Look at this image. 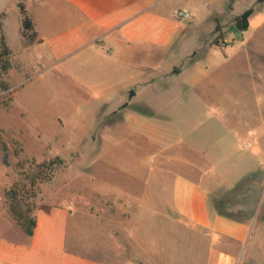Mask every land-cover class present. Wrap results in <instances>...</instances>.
<instances>
[{"label": "rangeland", "instance_id": "rangeland-1", "mask_svg": "<svg viewBox=\"0 0 264 264\" xmlns=\"http://www.w3.org/2000/svg\"><path fill=\"white\" fill-rule=\"evenodd\" d=\"M185 4L193 9L195 21L190 25L192 18L180 19L186 28L171 44L175 54L157 57L155 82H148L154 72L139 76L140 72L108 68L103 61L77 70L73 63H66L74 55L59 65L35 64L28 70L3 71L0 65V76L10 86L7 91L0 89V238L25 232L11 214L6 192L21 181L23 173L34 171L27 161L32 158L43 162L60 157L62 161L47 171L51 178L40 181L35 196L28 199L32 215L37 209L65 204L86 210L87 220L96 224L117 226L132 216L135 210L125 206V200L100 193L96 187L98 180L106 186L108 178L134 187L141 170L137 163L149 153L141 145L157 147L138 127L122 141L128 146L116 152L117 171L109 169L107 127L122 124L125 117L110 114L112 88L125 85L130 73L138 81L147 80L144 109L170 115V120L159 121L170 152L208 163L207 183L208 177L227 180L210 183L211 203L228 220L246 226L243 239L227 235L220 242H213V233L210 237L201 232L203 242H195L191 237L197 232L179 236L173 231L174 242H160L157 256L147 251L154 263L141 264H207L216 247L232 254L235 264H264V0H171L164 12ZM249 8L254 10L249 27L240 31L236 17ZM117 57L128 61L135 56ZM171 65L181 72L169 71ZM139 106L133 103L118 110ZM242 139L251 151L242 148ZM130 171L135 174L129 177ZM124 243L130 257L143 254L137 242Z\"/></svg>", "mask_w": 264, "mask_h": 264}, {"label": "crops", "instance_id": "crops-1", "mask_svg": "<svg viewBox=\"0 0 264 264\" xmlns=\"http://www.w3.org/2000/svg\"><path fill=\"white\" fill-rule=\"evenodd\" d=\"M168 3L171 0H0V44L4 38L9 49L7 68L28 70L35 64L59 65L66 61V56L74 55V59L66 63H73L77 70L91 69L103 61L108 68L140 72L139 76L154 72L158 67L157 57L161 60L165 54H175L170 50L171 44L186 28V24H181L174 16L175 10L185 9L193 15V9L187 4L166 14L164 5ZM22 5L35 22L36 40L28 41L21 33ZM191 18L189 23L193 25L195 16ZM125 53L135 57L128 61L117 57ZM170 70L181 72L174 65ZM130 73L125 85L112 88L110 114L122 113L125 117L122 124L113 122L107 127L109 143L105 154L112 156L108 160L109 169L117 171L116 152L128 146L122 141L138 127L142 128L141 133L148 142L157 147L154 150L147 149L145 144H134L150 153L144 162L137 163L141 170L134 187L127 185L128 181L111 178L106 186L98 180L96 187L100 193L125 200V206L135 210L132 216H127V221L121 225L116 226L114 222L104 225L102 221L98 225L87 220L86 210L72 209L65 204L37 209L32 235L16 231L15 236L0 238V264L154 263L147 257V251L155 254L152 257L157 256L160 242H174L173 231L179 236L197 232L190 236L195 242H203L201 232L210 237L213 233V242H220V238L225 239L227 235L243 239L245 224L228 220L211 203L210 183L227 180L214 175V180L211 182L208 177L207 183L208 163L170 152L171 146L164 141L159 122L170 120V115L144 109L146 87L143 84H147V80L138 81L137 76L134 79ZM157 75L158 72L152 73L148 82H155ZM133 103L141 107L118 110L129 108ZM150 136L155 139L151 140ZM240 145L251 151V146L244 145L243 139ZM186 146L203 153L194 145ZM253 157L258 168L259 159L256 154ZM134 174L128 172L129 177ZM124 242H137L143 254L140 252L137 259L130 257ZM235 263L236 258L221 247L214 248L207 261V264Z\"/></svg>", "mask_w": 264, "mask_h": 264}, {"label": "trees", "instance_id": "trees-1", "mask_svg": "<svg viewBox=\"0 0 264 264\" xmlns=\"http://www.w3.org/2000/svg\"><path fill=\"white\" fill-rule=\"evenodd\" d=\"M252 8L247 9L244 13L236 17V25L240 31H245L249 27V18L253 14ZM21 33L23 37L28 41H33L38 38V32L35 27V22L32 17L26 11L24 5L21 6ZM9 54V49L5 44L4 38H2L0 44V65L4 71L8 67L6 60ZM10 86L7 82L2 80L0 76V89L9 90ZM33 172L23 173L21 181L14 184L6 192V199L11 211V214L18 221L21 227L25 230L28 235H32L34 227L36 225V216L32 215L33 207L28 200L30 197L35 196V187L37 184L46 179H50L51 175L48 170H51L55 164L62 162L60 157L54 159L45 160L38 162L36 159H28ZM4 163H8V153L5 151ZM26 207L23 209V207Z\"/></svg>", "mask_w": 264, "mask_h": 264}, {"label": "built area", "instance_id": "built-area-1", "mask_svg": "<svg viewBox=\"0 0 264 264\" xmlns=\"http://www.w3.org/2000/svg\"><path fill=\"white\" fill-rule=\"evenodd\" d=\"M175 17L178 19H190L192 17V14L190 11L185 9H177L174 12Z\"/></svg>", "mask_w": 264, "mask_h": 264}, {"label": "water", "instance_id": "water-1", "mask_svg": "<svg viewBox=\"0 0 264 264\" xmlns=\"http://www.w3.org/2000/svg\"><path fill=\"white\" fill-rule=\"evenodd\" d=\"M132 93H135L134 91Z\"/></svg>", "mask_w": 264, "mask_h": 264}]
</instances>
